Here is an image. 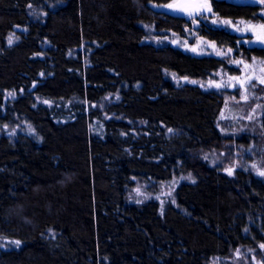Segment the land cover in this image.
<instances>
[{
    "label": "trees",
    "instance_id": "16d2710c",
    "mask_svg": "<svg viewBox=\"0 0 264 264\" xmlns=\"http://www.w3.org/2000/svg\"><path fill=\"white\" fill-rule=\"evenodd\" d=\"M173 1L0 0V129H18L0 133V246L20 242L0 264H211L241 247L264 264V180L204 159L229 140L216 126L224 97L171 77L205 80L228 61L145 41V24L190 28L161 12ZM212 6L230 19L261 10ZM175 177L185 181L162 210L128 199L136 181L156 190Z\"/></svg>",
    "mask_w": 264,
    "mask_h": 264
},
{
    "label": "rangeland",
    "instance_id": "374dc122",
    "mask_svg": "<svg viewBox=\"0 0 264 264\" xmlns=\"http://www.w3.org/2000/svg\"><path fill=\"white\" fill-rule=\"evenodd\" d=\"M212 1L207 0L208 7H212ZM259 1V3L252 4L261 7L257 16L259 18H223L216 16L212 10L210 15L200 13L195 18L186 17L191 22V26L184 31L183 35L172 31H157L152 24H145L144 27L148 33L145 41L149 43L159 46L170 45L194 56H213L228 61L229 69H220L205 80L178 77L174 74L171 77L176 84L197 85L205 91L218 92L224 97V105L217 118L216 126L229 140L226 141L222 150L208 153L204 155V159L214 166L221 167L227 175H229L228 169H231L232 174L229 176H234L236 170L242 169L264 180V175L259 174L264 172V83L260 82L264 80V59L243 57L241 53L236 52V49L229 51V48L202 36L199 30L201 23H209L239 36L238 45L264 49V42L258 39L264 34V28L261 27L264 25V0ZM11 38L13 43L16 37L11 36ZM193 48L196 50L193 51ZM217 51L221 54L217 55ZM233 61H243V63L237 64ZM233 77H238L239 80ZM191 81L197 83H191ZM241 83L244 84L243 88ZM243 95H247L248 99H242ZM9 97L12 96L9 95ZM17 130V128L4 127L0 129V133L13 135ZM182 181H185L184 177H175L171 181L161 183L156 190L151 189L148 183L136 181L128 194V199L135 204L154 199L159 202L162 210L167 203L174 201L175 191ZM15 244L12 241H4L0 246V251L15 246ZM261 250L264 253V247H261ZM249 251L241 247L230 257L216 258L211 264H263Z\"/></svg>",
    "mask_w": 264,
    "mask_h": 264
},
{
    "label": "water",
    "instance_id": "95a60500",
    "mask_svg": "<svg viewBox=\"0 0 264 264\" xmlns=\"http://www.w3.org/2000/svg\"><path fill=\"white\" fill-rule=\"evenodd\" d=\"M238 4H255L256 2H260L259 0H232ZM176 5L177 8H169L168 5ZM161 7V12L165 13L166 15L172 17H197L200 13H205L210 15L212 13V7H210L211 11L208 10L207 1L206 0H176L173 3H170ZM205 5L207 7H205ZM192 13V15H189ZM198 13V14H197Z\"/></svg>",
    "mask_w": 264,
    "mask_h": 264
},
{
    "label": "snow or ice",
    "instance_id": "6c2138e0",
    "mask_svg": "<svg viewBox=\"0 0 264 264\" xmlns=\"http://www.w3.org/2000/svg\"><path fill=\"white\" fill-rule=\"evenodd\" d=\"M168 7L169 8H177L178 6H176V5H168ZM205 7H207L206 5H205ZM208 10L209 11H211V9H210V7L208 8ZM198 14V13H197ZM189 15H192V13H189ZM262 28H264V25H262L261 26ZM258 39H260L261 40V42H264V34H262L260 37H258ZM12 43V38L10 37L9 38V44H11ZM213 47H214V45H212ZM196 49L195 48H193V51H195ZM229 51H231V49H229ZM221 53L219 52V51H217V55H220ZM233 63H237V64H241V63H243V61H233ZM245 67H248V65H245ZM233 79H237V80H239V78L238 77H233ZM261 83H264V80H261L260 81ZM191 83H197L196 81H191ZM211 83V82H210ZM217 87H220V85H216ZM241 87L243 88L244 87V84L243 83H241ZM9 95L10 96H14L15 95V93H9ZM242 99H244V100H247L248 99V96L247 95H243L242 96ZM253 167H255V165H253ZM228 174L229 175H231L232 174V170L231 169H228ZM260 175H264V172H260L259 173ZM137 192H138V194H139V190H137ZM14 243H16L17 245H19V241H15ZM261 247H264V245H261Z\"/></svg>",
    "mask_w": 264,
    "mask_h": 264
},
{
    "label": "flooded vegetation",
    "instance_id": "af4514ba",
    "mask_svg": "<svg viewBox=\"0 0 264 264\" xmlns=\"http://www.w3.org/2000/svg\"><path fill=\"white\" fill-rule=\"evenodd\" d=\"M207 1V0H206ZM212 10H213V6H212Z\"/></svg>",
    "mask_w": 264,
    "mask_h": 264
}]
</instances>
